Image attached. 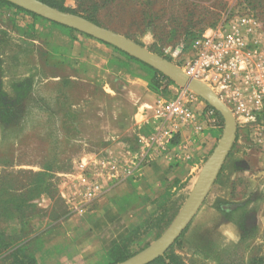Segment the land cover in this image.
Returning <instances> with one entry per match:
<instances>
[{
    "label": "rangeland",
    "instance_id": "obj_1",
    "mask_svg": "<svg viewBox=\"0 0 264 264\" xmlns=\"http://www.w3.org/2000/svg\"><path fill=\"white\" fill-rule=\"evenodd\" d=\"M45 1L59 5L61 12L117 33L177 67L190 59L205 30L235 15H251L264 24V0ZM36 22L51 25L0 5V202L7 207L0 214V264L20 262L14 260V253L19 250L25 255L24 244L31 232L43 230L60 236L64 229L79 227L70 216L86 219L94 208V201L84 205L81 198L79 163L87 166L86 174L102 176L103 196L126 179L107 182L103 175L115 171L120 175L132 160H141L144 138L156 127L146 123L132 127L128 122L132 109L122 94L106 87L111 75L103 73L93 82L86 81L67 52L48 42L50 31ZM93 43V52L134 64L156 95L159 115V98L166 102L188 99L189 106L196 101L206 106L207 113L213 110L220 130L191 174L178 166L156 207L148 210L147 200H136L122 214L124 223L113 229L125 232L112 241L105 234L103 254H88L84 260L72 255L65 264H117L154 243L185 203L224 128L221 116L193 92L162 79L161 73L122 56L114 47L97 40ZM235 122L233 147L201 207L163 255L166 264H264V119ZM20 202L24 203L22 212ZM79 204L83 214L74 211ZM228 222L237 228L235 238L225 237L219 230L220 224Z\"/></svg>",
    "mask_w": 264,
    "mask_h": 264
},
{
    "label": "crops",
    "instance_id": "obj_2",
    "mask_svg": "<svg viewBox=\"0 0 264 264\" xmlns=\"http://www.w3.org/2000/svg\"><path fill=\"white\" fill-rule=\"evenodd\" d=\"M37 25L50 31L48 42L58 51L67 52L73 66L83 72L86 81L93 82L103 73L111 75L106 87L116 95L122 94V98L132 109L128 119L132 127H140L145 123L156 125L153 134L144 138L141 146L144 153L142 159L131 161L129 168L133 170L129 176L94 200V208L86 219L70 216L79 227L73 226L71 231L64 229L60 236L43 230L30 233L28 242L24 244L26 256L36 264H65L64 261L72 255L78 260H84L88 254H103L104 245L105 248L107 246L103 236L109 233V241H112L121 232H125V229L113 228L119 222L124 223L122 214L133 207L136 200H147L148 210L156 207L160 193L166 190V181L175 176L179 171L178 166L187 168L189 174L197 168L201 154L214 143L219 134L220 123L215 121V117L208 115L205 105L196 101L192 102L190 108L195 113V123L199 129L178 118L159 116L155 105L156 95L151 92L149 82L133 67L134 64H128L125 58L119 62L93 52L91 44L96 40L91 41L86 36V39L79 37L82 35L80 33L76 36V33L42 22H36ZM103 178L107 182L113 180L108 175ZM60 237L63 238L62 241Z\"/></svg>",
    "mask_w": 264,
    "mask_h": 264
},
{
    "label": "built area",
    "instance_id": "obj_3",
    "mask_svg": "<svg viewBox=\"0 0 264 264\" xmlns=\"http://www.w3.org/2000/svg\"><path fill=\"white\" fill-rule=\"evenodd\" d=\"M179 68L185 76L209 88L235 119H264V24L259 19L247 14L235 15L218 27L205 30L196 41L190 59ZM190 101L177 98L166 102L159 98L160 115L178 118L199 129L195 113L188 105ZM208 115H213V110ZM77 168L82 181L81 198L84 205L89 204L102 193V176L86 174L84 162ZM132 170L128 167L120 175L116 171L105 175L109 179L127 178ZM80 205L74 211L83 214Z\"/></svg>",
    "mask_w": 264,
    "mask_h": 264
},
{
    "label": "water",
    "instance_id": "obj_4",
    "mask_svg": "<svg viewBox=\"0 0 264 264\" xmlns=\"http://www.w3.org/2000/svg\"><path fill=\"white\" fill-rule=\"evenodd\" d=\"M49 22L75 30L108 44L161 73L183 89L189 90L213 108L223 119L221 137L205 162L185 203L165 232L136 255L117 264H150L163 257L195 216L216 181L236 139V122L227 106L204 84L190 79L166 59L154 55L127 38L102 28L80 16L54 9L38 0H5Z\"/></svg>",
    "mask_w": 264,
    "mask_h": 264
},
{
    "label": "trees",
    "instance_id": "obj_5",
    "mask_svg": "<svg viewBox=\"0 0 264 264\" xmlns=\"http://www.w3.org/2000/svg\"><path fill=\"white\" fill-rule=\"evenodd\" d=\"M39 1H41L42 3H44V4H46V5H48V6H50V7H53V8H56V9H58V10H60V11H63L60 7H59V5H57L56 3H50V2H48V1H45V0H39ZM0 5H4V6H8V7H13V8H15V9H17V10H19V11H22V12H26L27 14H29L30 16H32V17H34V18H38V19H41V20H45V19H43V18H41V17H38L37 15H34V14H32V13H30V12H28V11H25V10H23V9H21V8H19V7H17V6H15V5H13V4H11V3H9V2H7V1H5V0H0ZM45 21H47V20H45ZM49 22V21H48ZM52 25H55V26H58V27H61V28H63V29H66L67 31H69V32H77V31H75V30H72V29H68V28H66V27H63V26H61V25H58V24H56V23H52V22H50ZM82 35H84V34H82ZM84 36H86V37H88V38H90V39H92L91 37H89V36H87V35H84ZM97 42H100V43H102V44H104V45H107V46H109V47H112V46H110V45H108V44H105V43H103V42H101V41H98L97 40ZM116 51H118L122 56H124V57H126V58H128V59H131V60H134V61H136V62H138V60H136V59H134V58H132V57H130V56H128L127 54H125V53H123V52H121V51H119L118 49H116V48H114ZM144 65V64H143ZM150 68V67H149ZM160 75V77L162 78V79H164V80H167V78L166 77H164L163 75H161V74H159ZM31 201V200H30ZM3 205V206H2ZM23 206H24V203H22V202H20V208H21V212H22V208H23ZM18 207V206H17ZM6 210H7V207H6V203L5 202H0V214L3 212V214H5L6 213ZM15 210H17V209H15ZM2 242V241H1ZM20 242H22V241H20ZM19 242V243H20ZM10 245L12 244V243H9ZM9 244H3L4 246L3 247H7V246H9ZM2 245H0V247H1ZM0 249H2V248H0ZM15 255H14V260H15V257H16V260L19 258V260H20V262L18 263V264H36L35 263V261L32 259V258H30V257H28V256H26V255H24L22 252H20L19 250H16L15 251V253H14ZM164 258L162 257V258H159L158 260H155L153 263H151V264H166L165 262H164ZM16 262V261H15ZM168 264H176L174 261H170Z\"/></svg>",
    "mask_w": 264,
    "mask_h": 264
},
{
    "label": "clouds",
    "instance_id": "obj_6",
    "mask_svg": "<svg viewBox=\"0 0 264 264\" xmlns=\"http://www.w3.org/2000/svg\"><path fill=\"white\" fill-rule=\"evenodd\" d=\"M219 230L225 237L228 238H235L237 235V228L234 224L228 222L226 224H220Z\"/></svg>",
    "mask_w": 264,
    "mask_h": 264
}]
</instances>
